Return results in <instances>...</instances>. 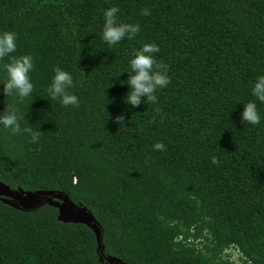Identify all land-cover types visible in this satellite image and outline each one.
Segmentation results:
<instances>
[{"label": "trees", "instance_id": "1", "mask_svg": "<svg viewBox=\"0 0 264 264\" xmlns=\"http://www.w3.org/2000/svg\"><path fill=\"white\" fill-rule=\"evenodd\" d=\"M113 5L140 31L109 46ZM4 30L17 34L11 55L32 57L34 93L0 94V110L39 139L0 126V185L67 196L92 221L62 220L52 196L32 208L0 196V264H264V103L251 94L264 0H0ZM143 43L170 81L133 108L123 71ZM57 66L78 106L48 96ZM250 100L256 125L240 119Z\"/></svg>", "mask_w": 264, "mask_h": 264}, {"label": "clouds", "instance_id": "2", "mask_svg": "<svg viewBox=\"0 0 264 264\" xmlns=\"http://www.w3.org/2000/svg\"><path fill=\"white\" fill-rule=\"evenodd\" d=\"M118 12L119 8L116 5L105 8L103 11L101 38L109 46L117 44L126 37L133 38L140 31L138 23L119 22ZM147 12V9L143 10L144 14H147ZM16 40L17 34L14 31H0V59L8 57V62L0 65V70L5 73V77L0 79V85H2L0 94L4 96L15 94L16 97L23 100L34 93V85L30 78L33 60L28 54L11 55L16 51ZM157 52H159V46L155 43H143L139 49L133 51L128 62L129 68L127 71H123L128 73L125 79L126 83H122L128 86V91L123 97L125 104L136 108L142 102H154L157 99L156 90L168 85L170 81L168 68L166 64L157 61L154 55ZM72 87V74L59 66L55 67L51 82L47 86L48 96L53 100L58 99L62 105L78 106L79 99L77 95L69 91ZM251 94L256 101L264 103V74L257 76L252 82ZM20 119L21 117L18 115L17 110L7 104L3 110H0V126L8 129L13 135L20 132L27 133L31 142L37 141L39 133L33 131L31 127L21 128ZM115 119L119 121L124 118L123 115H117ZM240 119L243 123L246 122L251 125H256L260 122L261 117L255 101L250 100L243 103ZM153 148L162 150L164 144L156 142L153 144ZM211 160L212 163H217L216 156L213 155ZM50 196L56 199V203H60V198L57 197L68 198L62 195ZM50 196L47 198L51 201ZM39 199L41 203L46 200L45 196Z\"/></svg>", "mask_w": 264, "mask_h": 264}, {"label": "rangeland", "instance_id": "3", "mask_svg": "<svg viewBox=\"0 0 264 264\" xmlns=\"http://www.w3.org/2000/svg\"><path fill=\"white\" fill-rule=\"evenodd\" d=\"M0 196H6L16 201L20 206L25 208H32L39 205L40 199H35L34 197H23L21 193L11 195L4 186L0 185ZM60 198V203H56L61 209V219L64 221H87L91 223L92 218L85 211L70 205L69 201L64 197Z\"/></svg>", "mask_w": 264, "mask_h": 264}, {"label": "water", "instance_id": "4", "mask_svg": "<svg viewBox=\"0 0 264 264\" xmlns=\"http://www.w3.org/2000/svg\"><path fill=\"white\" fill-rule=\"evenodd\" d=\"M5 189H6L7 192H9L11 195H13V194H19V193H16V192H11V191H10L8 188H6V187H5ZM22 195H23V197H26V196H27V197H34L35 199H39V198L45 196V199L48 200L47 196L53 195V193H52V192H48V191H46V192L33 193V194H25V195L22 194ZM66 199L69 201L68 198H66ZM69 203H70V205H72L73 207L85 211V209H83L82 207H79L78 205L74 204L73 202L69 201ZM85 212H86V211H85ZM86 213H87V212H86ZM87 214H88V213H87ZM89 216H90V215H89ZM77 222H86V223L90 224V223L87 222V221H77ZM93 226H94V225H93ZM100 247H101V244H100Z\"/></svg>", "mask_w": 264, "mask_h": 264}]
</instances>
